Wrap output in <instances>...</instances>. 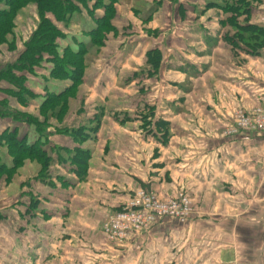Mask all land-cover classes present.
I'll use <instances>...</instances> for the list:
<instances>
[{"label":"crops","instance_id":"obj_1","mask_svg":"<svg viewBox=\"0 0 264 264\" xmlns=\"http://www.w3.org/2000/svg\"><path fill=\"white\" fill-rule=\"evenodd\" d=\"M143 1L144 9L116 3L100 44L92 30L103 9L83 10L69 23L65 48L85 47L87 65L63 117L44 119L38 111L43 95L68 86L51 79L49 68L40 87L32 82L41 72L27 74L37 95L29 105L0 91L11 110L45 120L42 150L51 159L46 172L37 157L14 170L20 199L11 202L0 185V264H264V247L243 231L264 229V132L224 134L237 110L264 107V47L254 54L234 47L231 13L210 5L214 0ZM250 23L264 27V0L254 4ZM27 38L16 39L0 65L13 61ZM79 126L93 128V137L80 141L66 131ZM6 129L29 144L41 133L0 116V134ZM78 149L89 152L83 178L71 163ZM0 154L10 165L4 141ZM140 188L161 199L184 190L192 214L111 243L102 224ZM17 241L22 248L13 250Z\"/></svg>","mask_w":264,"mask_h":264},{"label":"trees","instance_id":"obj_2","mask_svg":"<svg viewBox=\"0 0 264 264\" xmlns=\"http://www.w3.org/2000/svg\"><path fill=\"white\" fill-rule=\"evenodd\" d=\"M120 0H0V45H8L10 51L17 49V41L14 37L15 18L17 11L21 7L30 3H35L39 11L40 24L36 30L23 42V49L17 57L10 62L0 65V91L18 99L20 104L29 105L37 96L27 85V74H32L35 67L40 66L45 55L52 57L54 67L51 69V76L54 78L68 80V86L58 93L50 92L46 94V100L40 105V112L44 119L49 116L61 118L64 116L68 106V97L74 94L77 85L81 83L85 67L86 50L73 51L70 47L63 49L60 56L59 42L61 30L48 15H52L56 22H65L69 25L76 15H80L85 9L93 13L95 9L101 8L105 11L97 27L92 30L93 43H101L102 34L105 30L111 29L110 21L114 14L115 5ZM263 0H214L210 5H223V9L230 12L229 25L235 31L230 36V42L234 47H244L250 53H257L264 47V27L250 23V17L254 4H259ZM244 17V23H239V18ZM10 36L12 37L10 39ZM62 37V36H61ZM242 46H239L241 45ZM157 67V63H153ZM0 116H8L13 119L27 121L34 124L40 135L37 140L29 144L26 139L19 138L17 130L6 129L0 134V145L4 141L8 154L12 161L8 165L4 161L0 163V173L12 174L14 170L23 163L27 157H37L42 163V172L47 170L51 159L42 150L46 142L45 120L42 122L39 117L28 113L15 112L11 110L7 100H0ZM94 120L95 131L100 124L101 114ZM86 126L68 128L67 133H71L80 141L93 137L94 129ZM65 132V127L60 129ZM2 155L0 154V157ZM89 152L78 149L72 155V162L77 166L79 178H83L87 172ZM2 158H0L1 160ZM46 175V174H45ZM44 175V176H45Z\"/></svg>","mask_w":264,"mask_h":264},{"label":"built area","instance_id":"obj_3","mask_svg":"<svg viewBox=\"0 0 264 264\" xmlns=\"http://www.w3.org/2000/svg\"><path fill=\"white\" fill-rule=\"evenodd\" d=\"M242 131L264 132V107H256L251 111L237 110L233 125L228 126L224 134L231 137ZM191 214V199L184 190L161 199L155 191L140 188L120 210L107 216L103 231L112 243L120 244L131 234L149 230L160 220L174 219L185 223Z\"/></svg>","mask_w":264,"mask_h":264},{"label":"rangeland","instance_id":"obj_4","mask_svg":"<svg viewBox=\"0 0 264 264\" xmlns=\"http://www.w3.org/2000/svg\"><path fill=\"white\" fill-rule=\"evenodd\" d=\"M106 1V0H105ZM144 1L143 0H126V2H125V4L126 5H129V6H132V7H134V8H137V9H144L145 8V5H144V3H143ZM85 10V9H84ZM84 12H87V11H84ZM77 17V19H78V15H76ZM47 18H51L53 21H54V23H56L58 26H59V28H60V30H61V36H60V38L58 39V42H59V45H60V47H59V54H60V56H62V54H63V49L65 48V30H68V27H69V25H66L65 24V22L63 21L62 23H58V22H56L55 21V19L53 18V16L52 15H48L47 16ZM75 22H77V21H75V18L72 20V21H70V26L73 24V23H75ZM40 24V16H39V11L37 10V6H36V4L35 3H30L29 5H27V6H24V7H21V9H19V11H17V16H16V18H15V28H14V37L18 40V42L20 41V42H22L23 41V39H25V38H29V36H31L32 35V33L36 30V28L38 27V25ZM68 32V31H67ZM70 36H71V34H70ZM12 37L10 36V39H11ZM27 38V39H28ZM71 38V37H70ZM73 40V39H72ZM71 39H69L68 40V42L70 41V43H72L73 41H72ZM62 47H64L63 49H62ZM2 56H10V51H9V49H8V45H0V58L2 59L3 57ZM52 57H50L49 55H45V57H44V59L42 60V63H41V65L40 66H37V67H35V70H34V72L32 73V74H30V75H36V73L35 72H38L39 71V73L40 74H38V77H39V81H38V79L36 80V81H33L32 82V86L33 87H37V86H39V85H42V83H43V81L41 80L43 77H44V75H45V73L43 72L44 71V69L46 68V69H50L51 70V68H53L54 67V63L52 62V59H51ZM0 61H2V60H0ZM88 62V61H87ZM48 69V71H50ZM43 70V71H42ZM37 76V75H36ZM49 77L51 78V79H57V78H54V77H52L51 76V74H50V72H49ZM63 77H60L59 79H57L58 80V82H59V85H61L60 83H67V84H69L68 82V80H65V79H62ZM43 80H45L46 81V79H45V77L43 78ZM45 81H44V83H45ZM29 87V86H28ZM40 87V86H39ZM30 88V87H29ZM47 94V93H46ZM46 94L45 95H43L42 96V98H41V102L40 103H42L44 100H46L47 98L45 97L46 96ZM35 99H37V96L35 97ZM39 99V98H38ZM1 107V106H0ZM38 111L40 112V106L38 107ZM2 149V148H1ZM8 150V149H7ZM28 160H35V161H37L38 159H36V158H32V157H28L27 158ZM38 162V161H37ZM0 163H3L2 162V160H0ZM25 163V162H24ZM14 177V172L12 173V174H8L7 172H1L0 173V185H1V187H3L4 189H5V195L7 196V197H9L10 198V201L12 202L14 199H15V197H17L18 196V198L20 199V196L19 195H15L17 192H18V190H19V188H20V184H17L16 182H15V179L13 178ZM26 197V196H25ZM28 197H29V195H28ZM40 197V196H39ZM17 199V198H16ZM31 200V201H30ZM26 201H30V205H32V203H35V202H37V200H36V197L34 198V197H30V199H28L27 197H26ZM21 202V201H20ZM192 205V204H191ZM13 213H14V211H13ZM7 217H9V218H12V214H7ZM248 226V225H247ZM264 229H263V227H250V226H248V227H245L244 229H243V231H245V233H247V234H249L250 236H251V238H253L254 240H255V242H256V245L258 246V247H264V231H263ZM102 231H103V224H102ZM28 237V235L27 234H23L22 235V237L24 238V237ZM105 236H106V234H105ZM26 237V238H27ZM31 237V236H30ZM107 237V236H106ZM107 239H108V237H107ZM252 239V240H253ZM109 240V239H108ZM21 241H24L25 242V240L24 239H22ZM20 241V242H21ZM110 241V240H109ZM19 242V244H18V241L17 242H15V243H17V245H15V248L13 249V250H17V249H20V245H21V243ZM111 242V241H110ZM33 243V241H32V239L30 238V244H32ZM112 243V242H111ZM6 244H7V246L8 247H10V244H9V242H6ZM13 244H14V242H13ZM65 244V243H64ZM40 247V245H36V244H33L32 245V248H35V247ZM52 247L53 248H56V249H61L63 246H62V242H53L52 243ZM22 248V247H21ZM28 248H31L30 246L28 247ZM64 248H65V245H64ZM16 258L17 257H15V260H16ZM5 260H6V262H8V261H12L11 260V258L10 257H6L5 258ZM238 262H243V261H241V260H239Z\"/></svg>","mask_w":264,"mask_h":264}]
</instances>
